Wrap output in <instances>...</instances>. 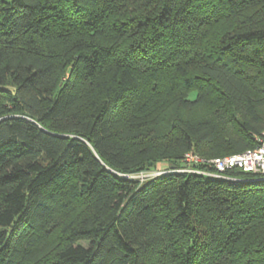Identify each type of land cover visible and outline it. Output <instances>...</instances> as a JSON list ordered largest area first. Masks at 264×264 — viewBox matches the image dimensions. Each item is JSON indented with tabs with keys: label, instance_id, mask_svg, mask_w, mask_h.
<instances>
[{
	"label": "trees",
	"instance_id": "obj_1",
	"mask_svg": "<svg viewBox=\"0 0 264 264\" xmlns=\"http://www.w3.org/2000/svg\"><path fill=\"white\" fill-rule=\"evenodd\" d=\"M263 131L264 0H0V264H264V176L178 171Z\"/></svg>",
	"mask_w": 264,
	"mask_h": 264
},
{
	"label": "built area",
	"instance_id": "obj_2",
	"mask_svg": "<svg viewBox=\"0 0 264 264\" xmlns=\"http://www.w3.org/2000/svg\"><path fill=\"white\" fill-rule=\"evenodd\" d=\"M255 141L257 145L254 148L210 160L201 159L193 152H187L182 157L183 168L178 171L204 174L197 170L196 165L209 164L216 171L215 174H209L213 177H223V174L231 169H239L246 173L264 176V131L255 138ZM157 175L159 173L153 174V177Z\"/></svg>",
	"mask_w": 264,
	"mask_h": 264
},
{
	"label": "rangeland",
	"instance_id": "obj_3",
	"mask_svg": "<svg viewBox=\"0 0 264 264\" xmlns=\"http://www.w3.org/2000/svg\"><path fill=\"white\" fill-rule=\"evenodd\" d=\"M10 2L11 0H6ZM172 112V111H169ZM178 115L180 118L185 120H191V121H200V120H206L211 118V110L205 105L198 106L196 108H193L190 111H178ZM165 123H168L166 121ZM166 126V125H164ZM167 127V126H166ZM165 127V128H166ZM168 128V127H167ZM168 133H170L169 129H167ZM167 162L166 161H160L155 164V166L151 170H146L138 174H134L132 178L143 180L145 178H152L153 174L156 173H164L167 172ZM84 245V243H83Z\"/></svg>",
	"mask_w": 264,
	"mask_h": 264
}]
</instances>
